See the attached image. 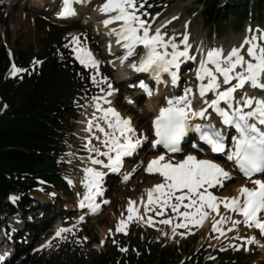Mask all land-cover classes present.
Returning a JSON list of instances; mask_svg holds the SVG:
<instances>
[{
    "label": "snow or ice",
    "instance_id": "obj_1",
    "mask_svg": "<svg viewBox=\"0 0 264 264\" xmlns=\"http://www.w3.org/2000/svg\"><path fill=\"white\" fill-rule=\"evenodd\" d=\"M74 2L83 3L84 0H62L63 6L58 14L61 17L75 15ZM143 7V2L138 5L137 0H104L98 11L107 15L102 21L106 27L116 23L109 34H114L115 43L125 50L120 58L121 63L129 57L139 56L138 60L129 65L130 68L136 72L150 73L157 84L162 82V74L167 73L171 77V83L176 85L180 80L181 64L186 60L195 59L189 54L191 45L188 43V36L185 34L180 41L183 44L181 49L174 38L165 39L160 28L151 31L148 22L141 18L143 13L138 14V9ZM260 41H264V31L259 35L245 37L239 47H232L226 55L222 48L207 50L206 56L201 58L199 68L196 70V77L202 82L198 86L199 97L205 106L193 110L192 88L186 87L183 95L173 96L167 101V107L160 108L159 115L152 122L156 137L151 141L153 148L162 145L169 153L181 152L180 141L189 131H194L199 133V139L209 145L212 152L226 153L227 159L234 161L235 166L245 177L252 178V187L242 185L238 188L237 195L218 197L209 189L223 187L225 181L232 179V174L213 160L198 159L189 153L183 159L173 162L165 159L162 153L148 161L145 171L159 173L163 180L147 190V202L142 199L141 203L144 205L145 213L155 211L157 215H162L160 209L170 208L176 216L183 217V221L172 228L173 235L177 227L187 228L189 223L201 224L210 212H215L219 216L218 220H214L212 230L219 232L220 235L225 234L223 225L229 222L232 228L243 223L249 228L255 227L264 235V179L254 178L257 175L264 176V43ZM245 45L248 58L241 53ZM69 46L82 65L91 66L98 74L99 61L90 49L81 44L79 36H72L66 47ZM139 46L143 47L142 53L138 51ZM35 63L38 64L40 61ZM26 71L27 69L13 64L10 74L16 76ZM219 77L223 78L222 83L226 85L223 89ZM92 79L96 82L95 76ZM103 79L106 81L107 77ZM205 80L207 82L203 83ZM246 85L259 90V95L243 91ZM140 87L151 95V89L143 80L140 81ZM108 89L107 95H111V84H108ZM238 90H241L239 99L235 95ZM208 93H214V98L210 101L205 98ZM93 100L96 101L94 106L100 112V116L92 114V118L87 121L86 131H91L95 127L102 133V140L99 135L95 138L100 140L106 150L101 151L95 146L89 147L92 141L91 138H86L88 144L85 148L89 153H95L94 156L89 155L88 160L98 167L89 166L83 169L84 175L80 182L85 191L82 193L79 206L87 207L95 213L100 208L96 198L103 194L102 184L107 174L102 169L120 172L124 158L133 155L148 137L134 138L136 130L132 127L131 120L121 117L115 108H104L99 103L103 101L110 105V100L104 96L93 97ZM221 102L224 107L221 106ZM209 109L216 113L222 126L234 130L235 134L230 136V147L226 144V131L222 128L212 123H190L192 117L207 118ZM127 178L126 175L125 179ZM68 182L72 183L70 179ZM11 199L14 200L15 197ZM102 203L106 204L108 201ZM135 203L129 201L127 219L131 220L135 214L137 219L144 220L139 209L133 207ZM221 204L225 209L224 214L220 213ZM181 206L184 208L183 211H180ZM231 214H240L243 219H233ZM83 219V216L79 217L80 221ZM152 220L153 218L149 216L145 223L151 224ZM160 223L170 224L172 217L162 219ZM125 224L126 221L121 219L115 231H125ZM70 230L60 228L56 235L60 236L62 232ZM244 239L249 243H258L255 237ZM125 250L121 248V251ZM3 259L4 257L0 256V260Z\"/></svg>",
    "mask_w": 264,
    "mask_h": 264
},
{
    "label": "rangeland",
    "instance_id": "obj_2",
    "mask_svg": "<svg viewBox=\"0 0 264 264\" xmlns=\"http://www.w3.org/2000/svg\"><path fill=\"white\" fill-rule=\"evenodd\" d=\"M103 1L96 0V4ZM217 1L218 12L221 14L231 3H235L237 6L240 4L239 1L252 3V0ZM21 2L19 1L17 4L12 2L11 4L9 1H4V4H7L0 6V47L6 48L8 55H14L15 58L11 57L14 61L19 57L20 52H24L33 62L41 52L42 46L39 44V40L51 33L53 29L59 32L61 28L51 26V24L57 23L54 22V16L49 12V7L39 11L34 10L36 7L30 9L28 6L21 5ZM200 9L201 6L191 0H176L154 16L149 15L148 12L143 13L142 8L138 9V14L143 13L141 18L145 19L150 26L164 18L165 22L161 32L165 35V39L171 37V33H177L176 40H180L185 33L188 34L191 45L190 55L195 56L193 61L201 58L202 54L211 48H222L225 52L227 48L239 47L245 37H250L253 34L259 35L261 31H264V19H258L253 14L251 19L244 20L240 24L234 17H229L227 21L223 22L220 34L217 35L214 28H209L204 24L200 16ZM86 12L91 15V7H88ZM99 20L100 18H98ZM75 24L78 27L61 36L60 41L62 39L65 41L63 49H72L71 46L66 47V45H69L73 34L80 35L81 44L90 49L99 61L98 74L96 69H90L91 78L96 77L97 85L105 81L104 74L114 81L117 76L116 68L109 64L108 58L105 56L103 39L93 31L94 22H83L82 17ZM50 48L53 49L52 46ZM244 51L245 48L241 49L242 54ZM54 53L60 56L65 52L64 50L60 51L58 46H54ZM188 78L181 75V85H185ZM102 89L106 90L108 86L105 85ZM86 90L88 89H84L82 95L77 97V101L87 96ZM125 100H128V97ZM90 103L91 100L90 102L88 100L82 105H78L76 118L69 121L73 129L71 132H67L61 141L64 153L60 160L65 163V168L60 176L62 175L67 184L63 183L64 186L60 185L56 189L40 184L29 192L28 197L33 201L27 206V212L29 213L31 210L35 215L30 213L22 216V211L19 209L14 214L5 211L0 215V236L7 232L6 236L11 237L16 231L21 230L24 224L30 225V229L25 228L19 234L20 239L15 242L17 248L25 252L32 248L37 251L36 257L49 261L51 264H89V260L99 252L109 251L111 255L115 256L116 252L122 253L121 248L133 252L134 249L141 248L149 242L158 243L163 248L179 247L181 255L174 264L189 260V255H196L201 264H264V239L257 235L251 236L246 228L242 229L241 233L239 232V235L241 234L239 237L235 236V231L231 230L226 237L220 239L209 226L210 229L204 226L206 221L203 220L201 224L189 223L187 228L177 227L173 235L172 228L182 222L183 217L176 216L170 208L160 209L162 215H157L155 211L145 213L141 200L146 201L144 198L145 196L147 198V188H152L157 184L159 178H148L140 167L139 159L130 161L126 165L131 174L129 181L126 183L119 180L111 182L102 199L108 203H103L97 214L87 215L86 208L81 209L78 204L85 191L80 182L84 175L83 169L88 167V164L92 165L88 156L95 155V153L88 152L83 140V130L87 124L82 122L84 120L82 119L83 109L88 107L95 110ZM123 104V101L117 98L114 101V108L121 111L124 107L131 112L138 134L142 128H149L148 122L141 114L145 110L144 102H135L129 107ZM122 105L123 107H121ZM94 143L91 142L89 147L99 142ZM69 179L72 181L71 184L68 182ZM232 182H234V178L225 181L223 187L217 186L211 191L214 194L222 193L225 187L230 186ZM12 197L15 199H11ZM18 197L19 194H12L9 200L16 205ZM97 200H101V198ZM130 200L136 202L133 207L139 209L144 220L137 219L135 214L131 220L127 219ZM37 208H40L41 211L38 212ZM183 210L184 208L181 206L180 211ZM81 216L84 217L82 221L79 220ZM149 216L153 218L151 224L145 223ZM169 217H172V223H160L162 219ZM121 219L126 221L125 231L116 232V225ZM42 224H45V227L43 231H40ZM55 228L57 229L55 230ZM58 228L71 230L62 232L61 237L56 238L53 231L56 232ZM247 237H255L259 243H249L247 239H244ZM51 238L54 239L51 240ZM29 241L31 244L26 246ZM259 244H262V247H259ZM27 253L31 255V251Z\"/></svg>",
    "mask_w": 264,
    "mask_h": 264
},
{
    "label": "trees",
    "instance_id": "obj_3",
    "mask_svg": "<svg viewBox=\"0 0 264 264\" xmlns=\"http://www.w3.org/2000/svg\"><path fill=\"white\" fill-rule=\"evenodd\" d=\"M174 1L145 0L144 4L155 13ZM192 1L201 6L204 24L217 33L231 16L239 24L252 14L264 19V0H252L251 4L239 1V6L231 3L222 14L218 12L217 0ZM62 33L53 29L39 40L42 46L36 57L41 61L39 67L20 52L17 66L27 71L16 76L6 75L9 60L5 48L0 47V213L4 207L14 212V207L5 201L11 192L22 194L18 206L25 210L26 193L36 187L37 178L55 187L64 186L59 176L64 167L58 161L63 151L60 142L71 129L69 120L75 115L72 102L81 95L80 89L85 87L87 79L83 69L72 59H60L50 48L52 43L60 41ZM3 105L6 107L1 111ZM180 255L179 248H161L149 242L137 251L116 252L115 256L109 251L99 252L89 264H174ZM16 264L51 263L25 254ZM183 264H201V261L193 257Z\"/></svg>",
    "mask_w": 264,
    "mask_h": 264
},
{
    "label": "bare ground",
    "instance_id": "obj_4",
    "mask_svg": "<svg viewBox=\"0 0 264 264\" xmlns=\"http://www.w3.org/2000/svg\"><path fill=\"white\" fill-rule=\"evenodd\" d=\"M20 4L21 5H24L26 7L28 6L30 9H33V7H36V8H34V10H37V8H41L40 7V3L37 2V1H34V3L32 2L31 4H30V2H26V1L24 2V1H22ZM99 6H100V4H96V5H93L91 7V12H92L91 15H89L88 12H84L83 13V22H89V21H93L94 22L93 31L96 34L100 35V37L103 39V43H104V46H105V50L106 49H111L109 51L112 54H108L106 56L108 58V62L110 63V65L112 67L116 68L117 77L120 78L122 76V74L127 73V72H129L132 69V68L129 67V65L133 61L137 60V58L130 57L127 60H125L123 63H121L120 58L124 55L125 50L120 45H118V44L115 43V40H116L115 35L114 34H112V35L109 34L110 29L112 27H115L116 26V23H113V24L108 25L106 27L102 23V21L107 18V15L98 11ZM98 18H100L99 21H98ZM164 22H165V19L164 18H161V19L157 20L155 22V24H152L150 26V30L153 31V32L155 31L156 28H160L162 30L163 25H164ZM168 36H169V34H168ZM170 36L172 38H174L175 41H176V43L179 45V47L181 49H183V44L180 43L181 40H176V37L178 36L177 33H171ZM246 48H247V45L245 46V51L243 52V54H245V56H246ZM231 49L232 48H227L225 50V52H224V55H226L227 52L230 51ZM169 51H171V48H169ZM206 53H207V51L203 54V56H206ZM105 54H107V52H105ZM246 58H248V57L246 56ZM196 64H197V69H198L199 68V65H200V61L197 60L196 61ZM111 88H112L111 95H107V93L109 92V89H108V90H104L100 94L94 96V97L104 96L105 99L111 101V104L110 105L103 103V101H99V103L102 104V106L104 108H107V107H113L114 108V106H115L114 105V101H115V88H113V87H111ZM170 89H171V80H170V78H166V79H164L163 83L157 88V96L153 100H151L149 102H144L145 110L148 109V108H150V107H155L157 105L159 99H160V95H167V94L169 95V92L172 91ZM182 93H184V90H182L179 95L181 96ZM149 98H151V96ZM95 103H96V101H94L93 98H92L90 104H92V106H94ZM86 105H88V104H86ZM86 108L83 109L84 110L83 111V114H82L83 115L82 116L83 117L82 119H84L82 121L83 123H87V121L92 118V114L93 113H96L97 117L100 116L96 112L97 109L96 110H92L91 108H88V107H86ZM116 111L119 112V109H116ZM120 115H121V113H120ZM154 119H155V117L153 116L149 120V122L152 121V120H154ZM148 134H149V129L144 127V128L141 129L140 134H138L137 131H136V134H135V137L134 138L141 137V136H147ZM100 138H101V140L103 139L101 136H100ZM96 147L100 148L101 151H104V146L102 145L101 142L99 144H97ZM150 156H154V155H150ZM89 166H91V167H98L96 165H93L92 166V165L88 164V167ZM102 170L104 171V169H102ZM229 172H231V171L229 170ZM150 176H153V175H150ZM148 178L152 179L153 177H148ZM256 178H258V177H256ZM162 180H163V178H160V182L159 183H161ZM242 185H246V186L252 187L251 179L250 180H242V179L236 177L235 180H234V182H232V184H230V186L225 187V190L222 193L221 192H217V195L216 196H218V197H224V196L231 197L233 195L235 196V195H237L238 188L240 186H242ZM105 189H107V187L106 188L103 187V191ZM148 189H150V188H147V190ZM143 196H144V193H143ZM146 199L147 198L145 196L144 200H146ZM145 203H146V201H145ZM221 205H220V213L221 214H224L225 213V209ZM236 218L238 219L239 217L236 216ZM218 219H219V216L215 212H210V214L204 219L206 221V223L204 224V226L205 227H208L209 226L211 228V230H212V224H213L214 220H218ZM209 227H208V229H210ZM224 227H227V229H229V228L232 227V225H231V223H228V224L223 225V228ZM244 228H245V225L244 224L242 226H238L237 225L235 227V236L239 237L241 235V234L239 235V232L242 231V229H244ZM213 232L216 233L215 235L218 238H220V239L223 238V237H226L228 235V233H229V231H227L226 229H225V234L224 235H220L219 232H215V231H213ZM249 232H250L251 236H254L255 235V232L252 229H250ZM258 246L259 247H262V244H259Z\"/></svg>",
    "mask_w": 264,
    "mask_h": 264
}]
</instances>
